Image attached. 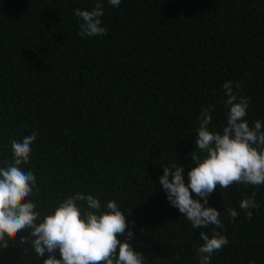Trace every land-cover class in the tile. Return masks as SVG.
Wrapping results in <instances>:
<instances>
[{"label":"trees","instance_id":"obj_1","mask_svg":"<svg viewBox=\"0 0 264 264\" xmlns=\"http://www.w3.org/2000/svg\"><path fill=\"white\" fill-rule=\"evenodd\" d=\"M96 2L0 0V166L35 128L24 166L42 215L93 194L120 204L147 264H198L200 231L229 240L212 264H264V185L217 186L222 227L194 229L157 179L176 162L187 183L201 110L210 130L226 125L225 81L249 99V125L264 121V0H104L106 34L82 38L73 10ZM253 193L249 219L239 204ZM6 239L0 264H43L29 230Z\"/></svg>","mask_w":264,"mask_h":264},{"label":"clouds","instance_id":"obj_2","mask_svg":"<svg viewBox=\"0 0 264 264\" xmlns=\"http://www.w3.org/2000/svg\"><path fill=\"white\" fill-rule=\"evenodd\" d=\"M121 2L107 0L112 7H119ZM104 14V0H97L91 10L74 9L73 15L79 20L78 35H105L107 28L101 19ZM240 87L235 84V89ZM222 88L228 108L226 125L221 131L210 130L212 110H201L195 150L191 153L194 167L186 173L187 183L184 166L176 162L162 167L163 174L157 178L169 205L194 229L222 227L221 211L208 206V197L217 186L264 185V121L256 120L250 126L245 119L249 99L239 97L230 80ZM36 135L37 129L33 128L22 140L13 139L11 161L0 166V247L8 243L6 235L29 230L32 248L43 264H147L143 254L129 243L135 233L114 200L102 205L96 195L76 192L47 214H41L37 203L30 199L37 190L36 176L24 166ZM254 197L255 193L239 204L249 219L252 209L259 207ZM227 211L233 220L238 216L235 209ZM199 239L203 243L197 249L198 264H212L213 255L229 244L219 232L210 237L200 231ZM20 242L25 243L23 238Z\"/></svg>","mask_w":264,"mask_h":264}]
</instances>
